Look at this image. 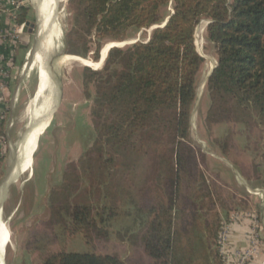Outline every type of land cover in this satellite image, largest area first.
<instances>
[{"label":"trees","instance_id":"trees-1","mask_svg":"<svg viewBox=\"0 0 264 264\" xmlns=\"http://www.w3.org/2000/svg\"><path fill=\"white\" fill-rule=\"evenodd\" d=\"M169 4L171 10L165 13ZM67 5L71 13L67 44L77 49L65 52L85 58L91 51L94 61L103 40L122 41L132 28L150 29L169 18L151 30L146 40L111 47L98 69L83 68V91L91 98L89 115L96 136L78 164L95 178L100 201L67 202L62 184L51 194L46 225L52 232L59 228L63 234H81L86 242L107 241L113 233L133 245L143 263L222 264L217 250L219 217L204 219L201 225L194 219L187 221V212L194 208L189 202L213 193L202 169L206 155L190 138L196 78L203 62L195 30L201 18L209 20L206 37L215 47L217 61L205 85L206 129L211 133L215 126L226 124V133L213 137L223 154L235 133L242 134L243 128L249 140L248 133L256 129L252 150L261 162L255 158L251 165L264 186V172L259 170L264 165V0H67ZM28 10L19 6L16 24L28 20ZM8 111L0 118L2 140ZM161 113L172 115L174 121L172 174L157 171L141 178L118 168L116 146H125L147 120ZM250 146L244 144L245 149ZM4 160L0 155V175ZM239 200L242 207L233 200L230 209H249L247 198ZM230 209L226 208L225 216ZM120 218H127L128 224L113 229ZM53 235L55 242L57 232ZM40 250V264H125L114 252L47 245Z\"/></svg>","mask_w":264,"mask_h":264},{"label":"rangeland","instance_id":"rangeland-1","mask_svg":"<svg viewBox=\"0 0 264 264\" xmlns=\"http://www.w3.org/2000/svg\"><path fill=\"white\" fill-rule=\"evenodd\" d=\"M48 1L44 0V10L46 9L44 12L39 9L40 26L38 37L41 39L40 44L38 50L33 53L32 67L27 72V80L20 89L21 94H19L16 109L14 110L12 126L6 132L5 140L2 141L0 155H4L5 170L7 157L10 155L12 162V157L20 152V148L26 143L27 110L37 89V73L40 72L44 56L47 55V52L52 47V57L55 56L53 54L55 52L62 54L65 53L66 49H77L73 45L68 47L67 44L66 32L71 27V13L67 0H59L56 10V0H50L49 3ZM169 10H171L170 4L165 8L164 12L167 13ZM35 16V12L32 9L29 19L30 23L36 22ZM206 23L207 19L201 18L195 30L196 48L203 57V62L196 78L197 97L189 119L191 141L206 154L202 169L213 192L206 198L202 197L193 200L194 203L189 202V204H193L194 208L189 209L187 212V221L191 223L193 221L194 223L202 222L200 225L203 224L204 219L212 221L218 217L220 222L229 221L236 213L240 211L246 212L247 210L234 209L235 206L242 207L238 203H240L239 198L243 194L239 190L227 189L221 184L222 180L217 179L218 176H216L217 174L220 175L221 172H227L232 178V172L237 173L235 167L234 169L228 166L225 169L224 167H219L214 162V155L225 159H235L242 156V154H246L251 157V161L255 158L256 161H261L260 156H256V152L252 150L255 147L252 142L257 139L256 129L248 133L249 140L244 137L247 133L243 128L241 130L242 134L235 133L226 154H223L221 149L213 143V137H221L226 133V124L215 126L211 133L206 129L204 116L209 103L205 87L206 77L216 61L215 47L206 37ZM150 31V29L132 28L128 31L124 40L113 41L105 39L102 41V47L116 43L118 47L125 48L132 45L135 41L146 40ZM24 43H26L27 48L16 59L14 66L15 75L21 70L26 52L33 44V36L28 41H24ZM89 46L90 48L93 47L91 41H89ZM78 49L82 50L80 44ZM78 58L83 61L90 60L94 62L91 51L88 52L85 58ZM50 67L53 75L58 73L61 79V89L64 91L62 93L64 98L62 99V95L57 97L58 99L55 101L56 107L53 108L55 104L52 107L54 110L46 107L47 104L42 108L41 118L44 119L48 113L52 110L55 112L59 106L48 128L42 134H38L34 141L31 165L28 167L26 162L22 163L19 167L20 170H24L22 172H16V166L13 167V172L9 177L11 183L6 189L2 214H0V223L3 222L7 228L9 240H3L2 242L4 249L0 264H40L42 254L40 249L44 245L49 248L64 247L71 251L114 252L120 255L125 264H149L150 261L143 263L138 259L137 250L133 245L125 240H118L113 233L107 241L94 238L86 242L81 234H63L59 228H56L57 231L53 230L52 232V229L46 225L49 217L48 204L51 194L57 192L62 184L66 185V191L63 195L67 202L97 204L100 201L95 178L90 171L83 172L78 164L80 158L92 145L96 136L89 115L91 98L86 99L83 91V68L85 65L76 59H65L59 66L51 65ZM88 67L91 68L92 66ZM45 90V94H50L51 91L49 90L51 89L49 87ZM89 92L93 94L91 85ZM53 97L54 103L55 96L53 95ZM48 120L49 117H47L42 131L47 126ZM173 128V116L168 113H161L159 116L147 120L134 136L129 137L125 146H116L117 150H119L117 158L118 168L129 170L141 178L151 176L157 171L169 175L172 174L175 148ZM32 131L31 129L30 135ZM247 143L251 145L250 149L244 148V144ZM111 151L113 152V150ZM209 157L212 159H209ZM5 170L0 175V183L3 180ZM251 172H253V167H251ZM251 179L253 181L259 180L255 178L254 174ZM239 188L242 187L239 186ZM259 190L257 188L253 192L261 197L263 192ZM252 199L256 201L254 197ZM233 200L237 202L232 208L234 210L230 209ZM245 202L247 203V200ZM195 205L199 206L196 208L197 210H194ZM226 208L230 209L229 213H227L228 216H225ZM128 222L127 218H120L113 229H118L121 225L128 224ZM54 233L56 235L55 242L51 241L55 239ZM4 234V232L1 234L0 239L4 237ZM33 239L35 240L29 243Z\"/></svg>","mask_w":264,"mask_h":264},{"label":"crops","instance_id":"crops-1","mask_svg":"<svg viewBox=\"0 0 264 264\" xmlns=\"http://www.w3.org/2000/svg\"><path fill=\"white\" fill-rule=\"evenodd\" d=\"M49 1H48V3H49ZM58 1L59 0H56L55 10H56V5H57ZM18 2H19V5H18ZM21 5H24V6L29 8L28 16H27L28 17L27 21L29 23H30L29 19L31 17L32 9L34 10L35 15H36L35 16V18H36L35 23H37V20L40 19V17H39V8L40 7L38 6V1H36V0H0V9H1V11H0V58H1L0 59V68L3 71L7 72L6 77L3 79L6 88L2 93H0V118L4 117L5 109H7V108L9 109L8 115H6V122H5V126H4L5 136L7 134L6 132L12 126L11 124H12L14 110L16 109V104H17V100L19 98V94H21L20 89L22 87V84L25 83V81L27 80V74H28L27 72L32 67V65H31V67L27 70V72L24 74V76L22 77V79L20 81L21 70L16 75H15V71H14L16 59H17L18 55H22V52H24L27 48V45H26V43H24V41H28V39H30L33 36V44H34L35 38H36L35 28H34V30H32V32L26 31V32L21 33L20 35H18V37L16 39H14L12 37L10 38L8 36V33L13 31V28L16 24L15 17H16V15L19 14V6H21ZM47 6H48V4H47ZM208 22H209V20H207V23ZM37 43H38V41H37ZM53 44H54V41H53V35H52V46H53ZM38 47L36 48V50L34 49L32 51V53H31L32 55H33L34 51L38 50ZM52 48L49 51L50 58L55 59L57 57L56 55H61L62 56L61 58H63V56H64L63 54H58L56 52L53 53L55 56L52 57V53H51ZM29 49H28V51H29ZM28 51L26 52L25 59L27 57ZM65 54H68V53L65 52ZM70 55L78 56L76 54H70ZM78 57H81V56H78ZM99 58H100V53H99ZM99 58H98V60H99ZM25 59H24V61H25ZM104 59H103V61H104ZM64 60H62L60 62L57 61L59 63L49 61L48 62L49 65L46 67L48 75H47V79H46L47 80L46 85L44 87V93L46 91L45 89H47L48 87L51 89L50 90L51 92H50V94H48V96L53 93L52 95L55 96L54 104H55L56 99H58L57 98L58 96L60 97V95H62V99L64 98V94H62V93H64V91L61 89V79H60L58 73H56V75H53V73L51 72L50 66L51 65L52 66L53 65L59 66ZM37 77L38 78L40 77L39 73H37ZM39 80H40V78L38 79L37 89L39 86ZM37 89H36V91H37ZM35 95H36V93H35ZM35 95H34V97H35ZM45 95L47 96V94H45ZM86 99H88V98H86ZM90 103H91V101H90ZM54 104H51L50 108H52ZM59 105H60V103H59ZM55 107H56V104L54 105L53 108H55ZM58 108H59V106H58ZM58 108H57V110H58ZM53 110L50 113H48V115L46 116V117H50V118H49L47 126L44 128V130L41 132V134L48 128V126L51 123V120H52L54 113L57 111L56 110L54 112ZM4 140L0 139V153H1V149H2L1 148L2 141H4ZM209 159H212V158L209 157ZM214 160H215L214 161L215 164H217L219 167H222V168L224 167V169L226 166L230 167L231 169H234V167H235L237 173L232 172L234 178L233 177L231 178L227 172H221L220 175H218V174L216 175V176H218L217 179H219V180L221 179L222 180L221 184H223V186L226 187L227 189H234V191L235 190L241 191V193L243 194V197L247 198L248 204L251 207V208L249 207V209H247L246 212L240 211L244 216H241L240 219H238L237 221H235L231 225L229 242L231 245L237 246L239 248H245L248 245L249 232H250L251 226H252L251 215H255L258 218V233H259V238H260V246H259V251H258L257 255L254 257L253 260L250 261L249 264H261V262L264 260V186L262 184V178L259 180H256V181H253V179H251L253 177V172H251L252 161H251V157L249 155L242 154V156H239L235 159H233V158L225 159L221 156L214 155ZM259 170H260L261 174L264 172V165L263 164L260 166ZM239 186L242 188H239ZM257 188L262 189L263 194L261 195V197L257 196L253 192ZM252 197H254V199L256 201H253ZM251 213H253V214H251Z\"/></svg>","mask_w":264,"mask_h":264},{"label":"bare ground","instance_id":"bare-ground-1","mask_svg":"<svg viewBox=\"0 0 264 264\" xmlns=\"http://www.w3.org/2000/svg\"><path fill=\"white\" fill-rule=\"evenodd\" d=\"M36 1H38V6L40 7L39 9L42 12H44L45 11L44 10V7H45L44 0H36ZM40 40H41L40 37H38V43H37L36 47L34 48L35 50L39 46ZM111 45H112V43H111ZM109 46L110 45L107 44V45L103 46V48L101 49V53H100L101 61H94V62H91L90 60L83 61L82 59L75 57V56H63V58H61L62 57L61 55H56L57 57L55 59H53V58H50L49 51L47 52V55L44 56L43 61H42V65H41V69L39 72V75H40L39 86H38L37 91L35 92L36 95L30 101L29 106H28V110H27V117H28L29 121H28L27 130L25 132L26 143H24L23 146L20 148L21 151L18 152L16 155H14V157H12L13 158L12 159L13 167L16 166L15 165L16 159L19 158L20 163L15 167L16 172L24 171L23 169H21V170L19 169L20 165L24 162H26L28 164V167L31 165V153L34 149V141H35L37 135L41 133L43 126L46 123V119H47V117L44 119L41 118V111L43 110L42 108H44L46 106V104H47V107H50L51 104L53 103V98H54L52 95L53 93L49 96H48L49 93L47 94V96L44 93V87L46 85V81H47L46 79H47V75H48L47 74L48 72L46 70V67L49 65L48 62L51 61V62L59 63L60 61H62L64 59H76L78 61H81L86 66L91 65L92 67L98 69L100 67L101 63L103 62V59L106 56V53L108 51ZM57 61H59V62H57ZM47 124H48V122H47ZM31 129L33 131H32V134L30 135ZM13 145H14V143H13ZM13 145H12V148H13ZM12 148H11V151H12ZM3 232L5 234H4V237L0 239V259L2 257V253H3V249H4V245L2 247V242H3V240H7V241L9 240L8 230L5 227L4 223L1 222L0 223V236Z\"/></svg>","mask_w":264,"mask_h":264},{"label":"built area","instance_id":"built-area-1","mask_svg":"<svg viewBox=\"0 0 264 264\" xmlns=\"http://www.w3.org/2000/svg\"><path fill=\"white\" fill-rule=\"evenodd\" d=\"M19 5V2H18ZM1 11V9H0ZM23 24H15L13 31L8 33V36L16 39L18 35L23 33ZM1 59V58H0ZM7 72L0 68V93L5 90L4 78ZM259 191H262L260 189ZM262 195V194H261ZM244 216L241 212L236 213L229 221H222L217 237V250L222 264H249L251 260L257 255L260 246V238L258 233V218L255 215H251L252 226L249 232L248 245L245 248H239L231 245L229 242V235L231 225ZM264 264V260L261 262Z\"/></svg>","mask_w":264,"mask_h":264},{"label":"water","instance_id":"water-1","mask_svg":"<svg viewBox=\"0 0 264 264\" xmlns=\"http://www.w3.org/2000/svg\"><path fill=\"white\" fill-rule=\"evenodd\" d=\"M56 2V1H55ZM169 17H166V19L159 25H154L153 27L150 28V30H153L154 28L158 27V26H162L164 25L167 20H168ZM39 26H40V19L37 20V23H29L28 21H26L24 23V26H23V32H26V31H29V32H32L33 30V27L35 28V32H36V38H35V42L34 44L32 45V47L29 49L28 51V54H27V57L24 61V63L22 64V67H21V74H20V81L22 79V77L24 76V74L27 72V70L31 67V65L33 64V55L31 54L33 49L36 47L37 45V41H38V36H39ZM136 42V41H135ZM134 42V43H135ZM133 43V44H134ZM195 44H196V41H195ZM113 46H118L116 43H112V45L109 46L108 50L113 47ZM103 48V47H102ZM198 51V50H197ZM108 52V51H107ZM101 53V51H100ZM64 56H74V55H70V54H65V53H62ZM107 54V53H106ZM200 54V53H199ZM201 55V54H200ZM98 61H101V56L99 58ZM217 65V61L214 63V65L212 66V68L210 69V71L208 72L207 74V77H206V81L207 79L209 78V76L211 75V73L213 72L214 68L216 67ZM196 97H197V91H196ZM196 99V98H195ZM191 117V116H190ZM10 155L7 157V163H6V170H5V174H4V177H3V180L2 182L0 183V214H2V207H3V202L5 200V194H6V189L8 188V186L10 185V180H9V177L11 175V173L13 172V164L11 162V159H10ZM19 158L16 159V162H15V165L17 166L19 164Z\"/></svg>","mask_w":264,"mask_h":264}]
</instances>
